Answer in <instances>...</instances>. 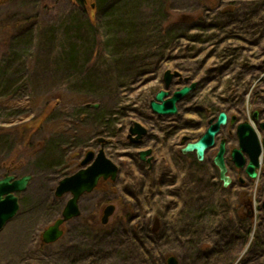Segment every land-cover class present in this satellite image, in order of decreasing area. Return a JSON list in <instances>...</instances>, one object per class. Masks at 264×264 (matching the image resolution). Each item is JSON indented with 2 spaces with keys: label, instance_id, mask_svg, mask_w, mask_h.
<instances>
[{
  "label": "rangeland",
  "instance_id": "rangeland-1",
  "mask_svg": "<svg viewBox=\"0 0 264 264\" xmlns=\"http://www.w3.org/2000/svg\"><path fill=\"white\" fill-rule=\"evenodd\" d=\"M123 1L110 0L105 9ZM137 1L139 5L131 16L137 19L138 32L128 43L134 61L148 47L159 54L165 47L164 57L170 61L164 70L182 63L187 68L183 77L204 85L178 104V120L195 126L201 118L192 110L207 105H214L211 114H206L213 118L221 99L232 95L233 111L240 109L245 121L258 131L253 112L264 111V0H134ZM98 2L0 0V171L3 167H17L18 171H10L17 177L32 175L27 190L17 193L18 213L0 231V264H38L41 259L54 260L55 264V260L67 256L65 247L76 245L86 231L95 234L101 230L103 211L109 204H115L116 211L106 225L124 223L125 229L141 226L146 231L138 239L144 243L142 250L133 251L143 264H155L148 255L159 249L167 258L174 255L180 264H203L205 250L196 252L192 245L195 237L185 240L192 246H182L179 235L169 229L173 224L171 213L183 206L173 194L180 191L185 195L197 181L215 201H221L224 210L238 207L242 215L253 219L254 232L249 243L240 248L234 264H242V259L244 263L248 255L253 257L249 250L255 235L259 250L254 255L259 256L264 250V151L259 177L250 179L244 169L235 168L238 186L234 188H223L219 180L214 187L206 188L202 179L214 175L209 176V168L198 165L193 156L157 158L149 169L138 156L139 148L128 139L129 127L136 120L137 97L143 120L153 117V122L163 127L176 119L159 117L147 109L146 91L148 87L152 92L158 89V80L138 92V78H133V72L116 81L121 70L117 64L127 62V58H117L113 56L115 52L106 56V39L110 31L117 33L123 28L109 23L111 19L98 9ZM126 14L120 20L128 23ZM91 17L102 22L91 27ZM154 60L158 62L160 58ZM240 100L245 107L243 101L238 104ZM25 125L32 127L28 134L20 129ZM8 129L12 131L8 133ZM258 134L262 139V132ZM157 135V149L165 145V150L179 151L181 134L171 129L168 145L162 143L161 132ZM100 137L108 140L105 151L120 167L118 179L103 182L85 194L80 200L81 215L65 224L64 236L50 246H41L42 232L60 216L70 198V194L58 198L57 203H63L61 207L54 202L57 177L77 171L86 151L100 148ZM155 143L148 139L145 144L150 147ZM241 177L246 188L239 185ZM156 209L162 212L156 213ZM149 219L152 222L147 232L144 226ZM235 221L231 219L230 224ZM151 229L159 233L153 234ZM201 236L209 237L207 231ZM107 261L122 263L115 258ZM214 263L230 264L221 260Z\"/></svg>",
  "mask_w": 264,
  "mask_h": 264
},
{
  "label": "trees",
  "instance_id": "trees-1",
  "mask_svg": "<svg viewBox=\"0 0 264 264\" xmlns=\"http://www.w3.org/2000/svg\"><path fill=\"white\" fill-rule=\"evenodd\" d=\"M108 2H110V0H100V2H98V9L100 8V10L104 12L103 14L106 15V18L111 19L109 23H114L117 27H122L123 29L117 33H112V31H110L109 34H107L108 37L106 39L105 50L106 56H111V52H115V55L113 56L119 58L126 55L125 57L127 58V62L123 64H117L119 67H121V70L118 72L116 81H120L123 76L125 74H129L130 71L135 75L133 78L140 79L153 74L156 72L157 68L162 66L163 63L161 60L166 58L164 57L165 47L161 49L163 53L159 54L154 53L151 47L147 46L148 51L138 54L136 56L137 59L134 61L132 57V48L130 45H128L130 39L133 38L136 32H138L136 29V27H138L136 26L137 19L134 17L132 18L131 14L133 13L134 9H136L135 7L139 5L140 1L134 2V0H124L123 2H120L123 4L122 7H118V4H120L118 3L114 8L110 7L105 9ZM125 14L129 16L130 22L128 23L127 21L120 20ZM94 19L95 20H93L91 17V20L89 21L91 27L96 26L97 21L98 24L102 22V20H96V18ZM112 48L115 50L113 51ZM156 58H160V61L156 62L154 60ZM100 116L105 117V115L101 113ZM31 128L32 127H26V125L20 127V129L24 131V134L30 133ZM8 130H10L8 133L12 131V129ZM1 131L3 132V130L0 129V132ZM2 134L0 133V136ZM58 145L62 146L61 143ZM58 145L56 147L57 150L59 149ZM63 154H65V152H63ZM207 170L209 175L211 169ZM10 171L12 172L18 170L17 167H3L0 171V178ZM204 173L207 174L205 170ZM67 175L69 174L57 177L56 182H58L60 178ZM202 182L205 183L204 186L206 188L214 187L216 184L213 182L211 177L210 179H202ZM161 184L166 186L163 183ZM154 195H157V193H152V196ZM173 196H175L174 198L178 199L183 206L175 213H171V221H173V224H171L169 229L173 230L172 232L179 235L182 246L193 245L196 252L199 254L205 250V254L201 259L203 264H215V261L220 262V260L222 263L229 262L230 264H234L235 260L238 258L240 248L249 243L250 236L254 232V222L251 215H242V213L239 212L238 207L234 208L232 211L227 209L224 210L225 206L220 204L221 201L220 203L219 201H215V197H213L211 192L208 195L206 189H201L198 181L195 182L194 185L190 186V189L185 195L179 191L178 194H173ZM53 197L54 202H60L57 197L54 195ZM144 197L147 198L145 195ZM57 205L61 207L63 206V203H57ZM213 206L215 209H212ZM161 212V210L158 211L156 209V213ZM127 213L128 212L126 211V214ZM156 213L153 212L152 214ZM225 217L228 219H224ZM231 219H234V221H239L238 223L235 221L234 224L231 225ZM226 220H228V223L225 222ZM148 221L149 222L144 226L147 232L150 231L151 227L149 223L150 221L152 222V220L149 219ZM206 231L209 237L202 238L201 234L206 233ZM151 232L153 234L159 233L158 231H155V229H151ZM143 234H146V231H143L141 226H128V228L125 229L124 223H116L115 225H102L99 232L92 234L90 231H86V233L82 235L76 245L70 244L65 247L67 250V256H64L62 260H55V264H77L78 262L81 264H105V262L109 264L107 261L109 258H115L121 261V264H143L142 261H140V258H138L133 253L134 249L142 250L141 244L144 245V243L139 242L138 239L141 240V235ZM194 237L195 239L192 245L185 241L186 238L188 240H192ZM40 245L43 247L50 246L45 244L42 239ZM251 245L252 246L249 251L253 254V257L248 255L246 256L244 263L243 259L240 261V263L246 264L256 260V262L252 264H264V250L259 256L255 257L254 255V253H258L259 250V248L256 247L258 246V239L256 235ZM145 254L147 253L145 252ZM212 256H214L215 259ZM151 257L155 264H167V257L165 256V252L163 250L159 249L155 252V254H150V256L148 255L149 259ZM208 258L214 260L209 261ZM199 259L200 258H198V260ZM51 261H45V259H41L38 264H52L54 260Z\"/></svg>",
  "mask_w": 264,
  "mask_h": 264
},
{
  "label": "water",
  "instance_id": "water-1",
  "mask_svg": "<svg viewBox=\"0 0 264 264\" xmlns=\"http://www.w3.org/2000/svg\"><path fill=\"white\" fill-rule=\"evenodd\" d=\"M171 79L172 74L170 71H167L164 75L166 86H169ZM195 85L196 84L193 83L192 85L179 88L170 98L167 99H165V97L169 95V92L165 90L159 91L155 98L150 102L151 110L160 116L177 114V102L187 96L195 88ZM91 106L95 108L99 107L98 104H93ZM227 120V114L225 112H221L215 123L214 119L210 121L211 126L207 129L206 133L199 140L187 143L181 150L182 153L186 154L189 152H195L198 160L200 162L204 161L206 150L214 145V139L220 129V126L225 125ZM262 126L264 127V124H262ZM146 133V128H144V126L140 123L135 122L132 126H130L128 137L132 140V142L139 144L141 142V138ZM237 133L239 138V148H235L232 153L234 164L239 169L245 167L248 177L256 179L258 178V172L256 170L261 166L262 142L260 141L255 128L249 122L238 125ZM135 135L136 137L133 138ZM104 141V138H99V142ZM225 152V143L222 142L220 150L214 158V163L220 170V178L226 188L232 183V178L228 174V168L224 157ZM243 152L248 153V161L244 157ZM149 154L150 150L141 151L140 158L142 160H146V157ZM118 175L119 167L106 155L104 144L98 153L93 150L87 151L81 159L79 170L72 175H68L60 179L56 186V197L60 198L66 194H70L71 197L64 206L61 216L43 231V242L51 244L60 240L64 235L63 226L68 221L81 215L80 200L82 196L93 192L97 188L101 179L116 181ZM31 180V174L17 177L9 172L6 173L3 178H0V231L6 223L13 219L18 213L20 204L17 193L26 191ZM262 207L264 210V201ZM115 211L116 205H107L104 209L102 224H108ZM167 264L179 263L176 257L171 255L167 259Z\"/></svg>",
  "mask_w": 264,
  "mask_h": 264
},
{
  "label": "flooded vegetation",
  "instance_id": "flooded-vegetation-1",
  "mask_svg": "<svg viewBox=\"0 0 264 264\" xmlns=\"http://www.w3.org/2000/svg\"><path fill=\"white\" fill-rule=\"evenodd\" d=\"M161 61L164 64H162L161 67L157 68L156 72H154L153 74H150L149 76H147L148 79L146 81H143L142 79L143 78H147V77H142L141 78V80L143 82H145L144 84L141 83L142 81L140 80V78H138V80L136 81V84H137L136 91L137 92L140 89H142L143 86H145V85L148 86L153 81L158 80L160 82L161 86L158 89L154 88V92H152L153 91L152 87H150V88L148 87V90L146 91L147 95L146 96L144 95L145 98H146V102L145 103L148 104L147 105V109H150V111L154 115H157V114H155L151 110L150 102L155 98L156 94L159 91L165 90V91L169 92V95L165 97V99H167V98H170L174 94V92L176 90H178L179 88H182L184 86H187V85L189 86V85H192L193 83L196 84L195 88L188 94V95H190L197 88H200L203 85V83H201L197 79L195 80L194 78L190 79L188 77H183V74L187 71V68H185L182 65V63L175 64L174 68H166L164 70V65L166 64V62H169L170 59L169 58H165V59H162ZM167 71H170L171 74H172V79H171V82H170L169 86H166V82L164 80V75H165V73ZM138 84H142V85H138ZM141 95H139V96L142 97ZM187 96H185L184 98H182L181 100H179L177 102V107H178V113L177 114L162 116V117H169V118H175L176 119L174 121H170V123L169 122L165 123L163 125V127H162V124H157L156 122H153V120H154L153 117L151 119L147 118V119L143 120V116H142L141 112L139 111V102L141 100L139 101V97H137V102L135 104L136 109L134 110L136 120H134L132 122L131 126L135 122H138L142 126H144V128H146L147 133L141 138V142L139 144H136V143L132 142V140L129 137H128V139L131 141V144L133 146L139 148V152H138L139 158H140V152L141 151L150 150V154L146 157L145 161L140 158L141 161H143V162L148 164L149 169H152L154 167V164L157 162V158H158V161H159L160 159L167 160V157H170V158L173 159L175 155L186 157V158L193 156L195 158V160H196V163L198 165H202V166H205V167L211 169V172H210L209 175L210 176L214 175V177H211V179L214 182L219 180L222 183V187L223 188H225V187L223 185V181L220 178V170L216 166V164L214 163V158L218 154L222 142H224L225 143V147H226V152L224 154L225 162H226V165H227V168H228V174L232 178V183H231L230 187L234 188V187L238 186L236 184L237 181H236V176H235V173H234V170H235L236 166H235L234 161H233L232 153H233V150L235 148H239V138H238V133H237L238 132V125H240L241 123L247 122V121H245V118L242 117V111L240 109H237L236 111H233V109H235V99L233 98L232 95H230V97H226V98H222L221 99V101L219 102L221 105L215 110L216 114L213 116V118H207L206 114L207 113L211 114L212 106H214V105H212V106L211 105H207L208 108H207V106H204L202 109L198 108V111L197 110H192V112L195 111V113H198L199 118H201V120L198 121V123H196L195 126L193 125V122L191 124L187 125V124H184V122L181 119L178 120V117H177L179 115V112H180V108H179L178 104L183 99H185ZM145 98L142 100V103L144 102ZM214 98L218 99V97H214ZM242 101L243 100H240L238 102V104L241 103ZM243 107H245L244 101H243ZM243 110H244V108H243ZM221 112H225L227 114V116H228L227 123L225 125H221L220 126V129L217 132V134L215 136V139H214V145L211 146L210 148H208L206 150V152H205L204 161L200 162L198 160L197 155H196L195 152H189V153H186V154L182 153L181 150L186 146L187 143L195 142V141L199 140L206 133L207 129L211 126L210 121L214 119V123H215L217 121V118H218V116H219V114ZM256 113H257V115H256ZM174 116H176L177 118L174 117ZM159 117H161V116H159ZM204 117L207 118V120L205 119V121H204ZM253 119L257 122L258 131L262 132V134H263V138L261 139L260 135L258 134V131L255 129L257 134H258V136H259V138H260V141L262 142V155H263V151H264V144H263L264 127L262 126V124H264V111H261V110H259V112L258 111H254L253 112ZM205 122H207V123L205 124ZM129 129H130V127H129ZM171 129H172V132L175 130V134L176 135L177 134H181V143H180L181 147L179 148V151H175L174 148L169 149V150H165V149H163V146H165V145L162 146V149H157L156 146H159L158 143L160 141L159 137L157 135L158 132H161L163 134V136H164V139H163L162 143H165L166 145H168L169 141H170V138H171V136H170ZM128 135H129V133H128ZM135 137H136V135L133 136V138H135ZM104 139H105L104 142H99L100 143V148L97 151L96 150H93V151L98 153L99 150L102 148L103 144H104V149L106 148L108 140L106 138H104ZM148 139H152L156 143L154 145H150V147H148L145 144V143H147ZM236 142L238 143L237 145H235ZM158 151L161 154H159ZM106 155H107V153H106ZM243 155L246 158V160L248 161V159H249L248 153L243 152ZM80 162H81V160H80ZM80 162L78 164L79 168H80ZM118 167H119V165H118ZM79 168H78V170H79ZM236 169H239V168H236ZM242 169H244V172L247 175V173L245 171V167L242 168ZM74 173H71L69 175H72ZM119 174H120V167H119ZM64 177H66V176H64ZM103 182L104 183H110V182H113V181L101 179L99 181L98 187ZM239 183H240L239 184L240 187L246 188L245 184H244L245 181H244V179L242 177L239 178Z\"/></svg>",
  "mask_w": 264,
  "mask_h": 264
}]
</instances>
